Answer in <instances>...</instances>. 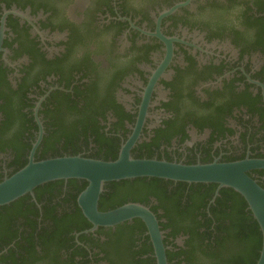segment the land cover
<instances>
[{
    "label": "flooded vegetation",
    "instance_id": "flooded-vegetation-1",
    "mask_svg": "<svg viewBox=\"0 0 264 264\" xmlns=\"http://www.w3.org/2000/svg\"><path fill=\"white\" fill-rule=\"evenodd\" d=\"M0 37V181L31 158H117L132 138L134 159L264 160V0H0ZM247 175L264 189V169ZM124 181L103 186L97 210L146 207L166 264L236 257L218 231L223 188ZM86 186L49 182L10 206L0 264H157L140 219L93 227Z\"/></svg>",
    "mask_w": 264,
    "mask_h": 264
},
{
    "label": "water",
    "instance_id": "water-1",
    "mask_svg": "<svg viewBox=\"0 0 264 264\" xmlns=\"http://www.w3.org/2000/svg\"><path fill=\"white\" fill-rule=\"evenodd\" d=\"M1 42V37H0ZM134 138L123 145L113 161L63 156L34 162L32 158L22 169L0 182V207L10 205L21 197L32 194L43 184L77 179L87 183L78 197L85 218L93 225L113 227L125 221L140 219L154 247L157 264H166L162 235L153 214L143 205L129 203L108 212L97 210L103 186L109 182L136 178H156L187 184H215L218 190L229 188L246 202L262 235V246L256 264H264V189L247 172L264 169V160L245 159L231 163L183 165L164 160L134 159L130 149Z\"/></svg>",
    "mask_w": 264,
    "mask_h": 264
},
{
    "label": "trees",
    "instance_id": "trees-1",
    "mask_svg": "<svg viewBox=\"0 0 264 264\" xmlns=\"http://www.w3.org/2000/svg\"><path fill=\"white\" fill-rule=\"evenodd\" d=\"M99 154L101 155V152ZM110 155V152L103 153L101 156H103L104 159L102 160L113 161L116 159H108V156ZM128 181H124L125 184H127ZM210 185L213 191V188L216 185ZM212 191L210 193H212ZM219 193L221 197H218L215 201L220 207L223 208V213H221L223 215L219 218L220 225L218 226V231L225 234L227 238H235L238 241V247L239 243L241 244L236 257L233 259V261H231L230 264H255L259 257L262 246V235L259 231V227L256 221L253 219L250 210H247L248 206L238 193H235L229 188H223ZM25 199L26 197H23L22 199H19V201L11 203L9 206L0 207V219L2 218V216H4L3 213L8 210L10 206L13 207L16 204L24 202ZM28 199L29 198L27 197V200ZM225 209L233 210L235 216L232 218L231 215L224 214ZM222 220L225 223H223ZM4 224L5 222H2L0 220V230L4 226ZM239 234L242 235V238L240 240L237 239V236ZM247 252H249V255L245 256Z\"/></svg>",
    "mask_w": 264,
    "mask_h": 264
}]
</instances>
